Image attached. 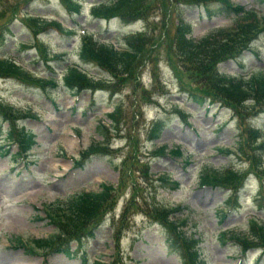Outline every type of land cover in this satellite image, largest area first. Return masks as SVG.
Masks as SVG:
<instances>
[{
  "label": "rangeland",
  "instance_id": "1",
  "mask_svg": "<svg viewBox=\"0 0 264 264\" xmlns=\"http://www.w3.org/2000/svg\"><path fill=\"white\" fill-rule=\"evenodd\" d=\"M77 1L79 11L64 0H0V56L13 58L34 80L59 83L43 88L19 77H0V264H87L85 257L88 264L96 260L101 264H181L178 249L168 242L157 218H148L143 208L133 211L132 221L122 226L119 237L113 236L133 197L145 206L157 201L173 209L182 206L176 224L197 239L203 264H264L260 246L241 258L240 245L227 239L232 233L248 235L252 217L264 225L260 194L264 176L252 171L238 150L239 134L247 125L259 128L264 140V112L240 117L228 107L201 105L184 93L182 87L192 88L191 77L169 57L168 38L177 23L175 2L156 3L157 9L128 24L119 18L94 17L92 7L102 0ZM233 1L264 14V2ZM212 7L216 13L211 16L204 8L184 11L196 39L232 25L234 16L223 11L221 4ZM30 16L59 21L73 33L63 34L50 25L45 30L32 27ZM140 31L151 41L135 73L116 77L80 58L85 34L122 50L126 38ZM71 65L104 80L103 84L75 92L64 81ZM262 69L264 35L240 57L220 64V70L230 75L247 76ZM115 107L113 123L109 113ZM155 121H162V128L159 137L151 138ZM103 125L110 129L108 134ZM20 127L34 135L29 152L9 140V132ZM94 144L108 145V150L76 165L81 152ZM163 145L164 152L159 150ZM214 169H235L245 178L250 175L238 188L237 184L202 186L200 176ZM162 176L172 179V184L166 185L169 179L161 180ZM103 184L117 186V201L102 217L95 235L88 236L92 222L70 240L59 236L47 209L59 205L62 211V203L72 195L101 191ZM16 239L28 247L15 246ZM36 239H51L55 244L43 247L34 243ZM60 246H69L70 252L58 250Z\"/></svg>",
  "mask_w": 264,
  "mask_h": 264
},
{
  "label": "trees",
  "instance_id": "2",
  "mask_svg": "<svg viewBox=\"0 0 264 264\" xmlns=\"http://www.w3.org/2000/svg\"><path fill=\"white\" fill-rule=\"evenodd\" d=\"M170 1L175 2L173 10L177 12V24L173 36L168 38L171 51L169 57L171 60L176 59L191 77L189 83L192 88L185 89L182 87L184 93H188L199 104H204L208 100L210 104L228 107L234 111L235 115L240 117L255 116L264 112V69L258 72L253 71L247 76L244 74L230 75L220 70L221 63L240 57L245 50L252 48V43L256 39L264 35V15L260 14L255 8H248L233 0H110L95 5L92 8V14L105 20L117 17L130 23L138 17L148 15L151 10L157 9L156 3L160 5L162 2L164 5ZM259 1L264 2V0ZM64 2L69 8L80 10V5L75 0H64ZM213 3L221 4L223 11L233 15V23L228 27L214 28L205 36L196 39L192 36V23L185 18L184 11L190 8H204L206 13L211 16L216 13L212 7ZM28 20L31 25L37 26L39 29L45 30L50 25L55 26L62 33H72L56 21L48 22L37 18H28ZM126 40V48L119 50L110 43L95 40L91 34H85L82 37L80 57L116 77H121V74L135 73L138 63H143L147 57V54H144L145 47L151 41V37L145 32H139L131 34ZM154 41H159V39L156 38ZM0 75L19 77L43 88H46L49 84L54 87L59 85L58 80L55 79H32L28 71L9 58H0ZM64 81L75 92H80L88 87L101 86L100 84L104 82L102 79L96 80L94 77H90L87 72L78 66H70L67 69ZM116 110H118V107L114 108L113 113H109V116L114 119L113 123L117 116ZM1 117L4 120H9L6 116ZM160 122L162 121H155L150 129L149 135L151 138L159 136V131L162 128ZM241 122L244 124L242 119ZM103 129L106 130L107 134L109 133L108 130L110 129L106 125H103ZM239 135V156L249 161L252 171L264 176V140H260L263 138L260 129L247 125ZM9 139L20 143L24 152H28L35 143L32 131L25 127L11 130ZM106 146L101 147L98 144L89 146L75 160L76 165L83 164L86 158L95 154H105L108 150ZM165 148L166 146L160 147L159 150L164 152ZM246 174L243 173V176ZM165 178L169 179L166 185L172 184L173 181L169 177L162 176L161 180ZM244 178L235 169L226 171L214 169L210 173L204 172L200 176V184L222 188L237 184L238 188L244 183ZM116 191V185L103 184L101 191L76 193L62 203V206H64H60L63 208L62 211L57 208L58 205L52 210L47 209V215L53 219L57 225V230L61 231L59 236L62 237L63 235L62 238L70 240L80 235L81 230H84L90 223L94 222L92 226L94 227L102 222L104 219L102 217L110 210V206L115 205L117 201L115 199L116 193H114ZM260 194L264 200L263 185ZM137 198L133 197L128 201L120 221L121 226L123 219L127 222V225L129 224L130 216L135 209L143 208L142 211L147 213L149 217L157 218L169 232L172 231L177 236L182 248V264H201L199 253L192 246L194 239L184 238L178 225L174 220H171V215L177 212L180 207L169 208L158 201L153 203V206L148 205L149 207H146L144 203L140 205ZM53 215H56V217L53 218ZM249 226L251 232L248 235L232 233L228 238L240 244L243 247L242 251L257 246L264 249V225L258 219L252 218L249 220ZM93 231L91 230L89 233L92 235ZM120 232L117 229L115 235L118 236ZM171 239L173 238L171 237ZM34 242L43 245V247H50L55 244L54 240L52 242L51 239H36ZM16 244L21 247H28L22 239H16ZM64 247L60 246L57 249L62 250L63 248L69 251V247ZM96 264L101 263L97 262Z\"/></svg>",
  "mask_w": 264,
  "mask_h": 264
}]
</instances>
